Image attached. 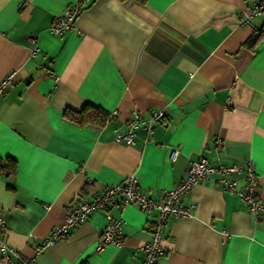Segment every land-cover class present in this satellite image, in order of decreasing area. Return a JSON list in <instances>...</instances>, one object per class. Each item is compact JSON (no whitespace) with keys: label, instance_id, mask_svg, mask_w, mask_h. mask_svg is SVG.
<instances>
[{"label":"crops","instance_id":"1","mask_svg":"<svg viewBox=\"0 0 264 264\" xmlns=\"http://www.w3.org/2000/svg\"><path fill=\"white\" fill-rule=\"evenodd\" d=\"M74 1L0 0V81L13 75L0 98V160L17 166L0 176V241L34 264H143L158 214L118 197L109 211L121 221L119 244L96 251L109 222L95 211L36 249L69 204L131 176L161 202L200 158L211 167L251 161L264 202V17H250L260 0H78L74 27L50 34ZM86 106L105 112V125L63 116ZM158 111L151 134L141 124L131 144L122 139L133 114ZM219 178L182 197L192 216L168 219L156 264H264V214H250ZM228 178L243 189V177Z\"/></svg>","mask_w":264,"mask_h":264},{"label":"built area","instance_id":"2","mask_svg":"<svg viewBox=\"0 0 264 264\" xmlns=\"http://www.w3.org/2000/svg\"><path fill=\"white\" fill-rule=\"evenodd\" d=\"M81 11L80 2L75 0L66 10L53 18L48 29L49 33L62 37L74 27ZM250 17H264V0L254 3ZM12 76V74H9L0 81V98L5 95L12 82ZM163 116V111L154 112L148 119L133 114L132 120L128 123L129 130L122 136V139L131 144L134 137L133 131L141 124L146 127L147 133L151 134L154 124L158 123ZM176 154L177 151L173 150L171 158L174 159ZM214 173L220 174L219 182L224 184L228 191L239 196L241 203L247 207L250 214L255 217L264 214V202L259 198L258 175L251 161L245 164L235 163L227 166L211 167L206 159L200 158L197 161L190 162L184 177L178 184L164 191L161 202L147 197L139 188L137 179L131 176L118 185L107 187L100 196L91 201H76L69 204L65 210L64 223L54 229L49 238L36 250L40 252L53 242L66 238L69 230L83 223L95 211L105 212L109 222L107 228L101 234V240L97 243L96 251H101L103 246L107 244H119L121 242V221L114 218L109 211L114 199L118 197L121 199V206L135 205L143 212H157V220L151 225V240L141 248L145 257L143 264H156L158 258L164 254V232L168 219L171 217L188 219L192 216L194 206L183 207L181 205L182 197L189 194L196 184L208 180ZM228 176L243 177L245 181L243 189L236 191L237 181L229 179ZM0 226H3L1 218ZM0 263L34 264L32 260L21 257L16 250L10 248L5 240L0 241Z\"/></svg>","mask_w":264,"mask_h":264},{"label":"trees","instance_id":"3","mask_svg":"<svg viewBox=\"0 0 264 264\" xmlns=\"http://www.w3.org/2000/svg\"><path fill=\"white\" fill-rule=\"evenodd\" d=\"M138 2H143V0H136ZM259 36L253 35L247 40V44H254ZM63 116L66 120L79 125L84 126L87 124L94 125L97 127H102L108 121V115L93 106H86L80 112L65 109L63 111ZM16 162L11 159L0 160V176H11L16 172Z\"/></svg>","mask_w":264,"mask_h":264}]
</instances>
